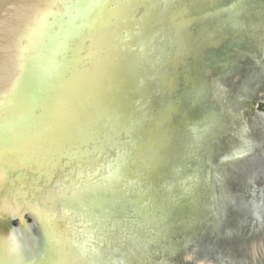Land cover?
Returning <instances> with one entry per match:
<instances>
[{
    "label": "water",
    "instance_id": "water-1",
    "mask_svg": "<svg viewBox=\"0 0 264 264\" xmlns=\"http://www.w3.org/2000/svg\"><path fill=\"white\" fill-rule=\"evenodd\" d=\"M256 1L235 0L234 5L229 9L221 10L220 13L215 11V15H211L210 18L215 21L219 13L223 15V18L225 17L228 24L233 22L238 26L241 15L251 10V8L244 10L243 7L256 6ZM214 2L215 0H0V148L13 151L14 155H17L16 159L24 158L34 150L32 148L31 151L27 150V142L37 137L41 140L48 135L46 131L53 133L55 129H58L61 135L60 141L56 140V142L67 147L60 150L61 155L58 154L52 159L50 156L49 163L45 165L53 164L56 168L61 164L56 175L61 174L59 176L63 177L61 180H66L69 165L77 159L72 156L74 152L70 153V151L76 149L75 153L81 150L88 152L100 138L114 140L117 130L126 131L124 126L128 128L130 125L134 127L143 125L146 129L151 128L152 133L146 132L137 138H135L137 135L132 133L128 135L126 132L127 136L112 145L108 155L100 157L101 160L104 159L100 165L101 170L106 173L111 170L116 171V176L109 177L108 183L98 185L92 192L84 193L80 198L61 193L59 203L66 209H73L75 214L79 211L88 217H91L92 212L99 216L103 213L102 217H105L103 221L113 219L116 221L115 214L119 211L118 217L125 220L128 218L125 213H122L121 206L117 202L112 214H106L107 203L115 194L118 198H122L123 192L129 191L130 186L135 185L134 191L139 194V198L134 200L133 209L137 213V205L139 207L140 201L143 200L149 207L153 199L155 208H153L151 222H149L150 219L144 221H147V225L152 223L154 227V223H157L158 226L161 211H157L159 201L157 199L164 201V198L168 196L171 199L170 203H173L178 197L165 189L166 187L161 183L164 180L163 177L157 178L159 174L167 173L168 169L178 162L175 159L169 160L168 152L174 135L176 137L177 127L183 130L186 129L183 127L187 126V123L182 121L181 111L186 105L185 102L188 104V100L184 94L178 93V84L183 83L185 87L192 90L191 80L199 76L201 70V62L195 58L200 53V50L196 52L198 42H193L194 39H192L185 46L186 49H183V54L181 52L178 54L179 42L184 43L183 35L192 32V29L195 36L198 22H201L204 15L200 10L202 3L203 6H213ZM259 9V13L251 16V23L255 24L256 32L264 31V7L261 6ZM223 22L225 24L224 19ZM224 24L213 25V28L216 27L219 32L215 36H220L217 46H213L215 48L224 42ZM153 31L158 33L157 41L152 43L154 51H151L152 46L149 45L145 54L141 52L138 55L136 52L144 43L137 46L136 41L139 38L142 39L147 32ZM250 32L249 28L243 26L241 31L237 28V31H233L230 35L242 36L246 40V36L249 35L254 38ZM121 48H125L132 58L121 57L123 55L118 54ZM141 55L144 60L139 64ZM148 58L153 62L144 72L143 64ZM186 59L191 61L188 62ZM196 62L198 66L195 65ZM187 64H189V70ZM184 67L188 72L184 71ZM177 78L179 79L175 83ZM172 79H174L175 89L166 87V91H158L157 86L162 84L163 88L165 83L168 85L169 80ZM141 82L145 86L144 90L151 89L152 92L142 99L140 104V98L145 95L144 91L140 93L138 85ZM196 102H199L196 96L190 99L191 105ZM152 108L155 111L148 116ZM56 114H60V117L54 120ZM150 117L151 119L145 122ZM176 123L184 126H177ZM188 125L190 126L191 123L189 122ZM73 128H77V132L71 139ZM40 130L45 133H39ZM24 132L29 133L25 135ZM257 144L258 147L251 154L252 156L248 158L249 154H247V158L239 163L247 162L256 170L259 154L263 148L262 143L257 142ZM144 145L147 150L141 152ZM125 153H129L130 157L124 159ZM139 158L142 166L136 170L133 167ZM6 164L8 163H5V169L11 170L7 173L8 177H16L17 182L21 181V177L23 180L25 172L21 170L22 167H19V162L13 161L8 166ZM23 165L39 174L36 175L34 183L45 184L43 180H46V177L39 173L40 168L32 159ZM125 165L126 174L122 171ZM171 173L174 175L173 172ZM192 174L176 186L181 190V198L179 202H176L175 210L188 208L187 212L193 210L191 217L196 218L194 202L192 206L190 205V209L188 207L192 198L189 199L187 193L190 190L195 193L198 182V178H192ZM153 176L156 179H151ZM245 177L250 182L251 179L247 174ZM55 179L46 180V185L49 186ZM235 179L237 181L227 188L224 196L228 200L224 206L226 210L228 208L226 222H224L232 230L239 226L240 218L247 213L246 210L251 204L248 194L251 186H248V182L242 183L243 180H240L238 172ZM129 180H135V183L123 189L124 186L121 183L129 184ZM175 181L171 179L170 183H176ZM116 187L119 188L118 191ZM155 187L160 189L156 194L153 192ZM39 188L38 186L37 191H40ZM141 193L145 194L141 196ZM224 193L221 188V196ZM91 206L100 207V209L92 210ZM171 208L174 210L173 207ZM244 208H246L245 213ZM25 210H29L35 216L47 240V254L38 264H58L61 258L55 250H50L44 231L45 220L40 213L44 211L41 204L34 200L28 199L22 207L17 209V212L4 220L0 219V233L5 235L1 237L0 234V239L10 236L11 247L13 246L12 218L15 215L22 217ZM198 214L199 218L202 217L203 210ZM172 215L168 214V217ZM219 223L221 224L220 217ZM190 226V230L198 228L194 222H191ZM99 227L102 225L100 224ZM242 234V229L239 233L236 231L231 234L225 233L223 243L220 244L221 238L217 240L219 243H213V247L214 244L223 245L221 248L233 252L235 257H240V254L244 253L242 255L246 259V252H248L246 238L250 236L244 238ZM103 243H106L105 238ZM188 243L185 242L181 256L190 253L187 248L195 247L194 242L189 245ZM134 248L130 247L129 252L133 255L135 262L139 260L143 262L142 264H151V259L146 256L150 252L147 246H138V248L134 246ZM243 249L244 252H242ZM123 252V258H125L126 251ZM75 256V254L70 255L72 258ZM181 256L178 257L180 261H182ZM1 258L2 251H0V260ZM120 263L133 264L130 259H123Z\"/></svg>",
    "mask_w": 264,
    "mask_h": 264
},
{
    "label": "rangeland",
    "instance_id": "rangeland-1",
    "mask_svg": "<svg viewBox=\"0 0 264 264\" xmlns=\"http://www.w3.org/2000/svg\"><path fill=\"white\" fill-rule=\"evenodd\" d=\"M234 2L235 0H215L213 6H203L202 3L200 10L203 11L204 15L202 16L201 22H198L195 36L192 33V29V32H187L183 35L184 43L183 41L179 42L178 54L180 52L182 53L183 49H186L185 46L187 43H190L192 39H194L193 42H198L196 52L200 50V53H198L195 58H198L201 62L202 71L200 70L199 76L191 80L192 90L185 87L183 83L178 84V93L181 92L184 94L186 100H188V104L185 102L186 105L181 111L182 121L183 123L186 122L187 126L176 123L177 126H184L183 128L186 129L183 130L186 131L177 127L176 139L174 135V140L170 144L168 159H175L180 163L177 164V162L173 164L174 166L170 167L167 173L157 176L158 179L163 177L164 180L161 183L164 184L163 186L166 187L165 189L168 190L170 194L178 196L176 201L170 203L171 199H169L168 196L164 198V201L160 200V198L157 199L159 200L157 202V211H161L159 215L160 220L158 226L157 223H154L153 227L152 223L147 225V222L144 220L150 219L149 222H151L155 201L152 199L153 203L151 204L150 202L149 207L143 202L142 210H137L138 212L136 213L135 209L132 210V208L134 206V200L139 198V194L134 191L136 188L135 185L130 186L129 191H125L122 195L123 198L120 197L116 201L120 204L122 213H125L128 219L122 220L123 218L118 217L119 211L116 212L115 220L120 221L119 223L121 224L118 223L119 226L116 227L117 232L115 231L116 233L111 234L110 237L113 238V240L110 238L112 240V246L109 249H104V253L102 254L103 258L101 261L99 260V264L107 262L110 264L109 261H111L112 257H116L121 261L123 259H130L128 258V254H131V252H129L130 247L132 249L134 248L133 241L130 245L128 244L129 246H125L127 247L125 250V258H123L124 252L122 250L124 248H121L119 244L122 242L126 244L128 240L127 232H131L138 226V232L143 234L142 236H144V238L148 239V244L152 243L153 245V248H150V245L148 246L150 252L146 255L148 258H151V264H196L199 261L210 264H264V257L262 254L258 255V260H253L250 256L253 246L255 247L256 245V249L260 251L259 245H264V144L262 142V138H264V31L256 32L257 29H254L255 24L251 23V16L257 12L259 13L261 9H259V7H264V0H257L256 6H244V10L245 8L246 10L251 8V10L241 15L238 26L235 25V23L233 24V22L228 24L225 17L223 18V15L219 14L221 10L229 9L233 6ZM215 11L219 13L214 21L210 16L215 15ZM223 19L225 20V24L224 22L222 23ZM221 24H224V42L221 43V46L215 48L213 46H217V41H219L220 36H215V34H219V32H217L216 27L213 28V25L220 26ZM243 26L251 30L250 34L252 33L254 38H251V35H249L246 36L247 39L245 40L242 36L230 35L233 34V31L236 32L237 28H240L241 31V27L243 28ZM151 33V36H147L146 34L142 39L138 37L141 39V42L146 40V45H148V47L152 45L153 41H157L158 33L156 31ZM199 36L200 38L197 39ZM139 41L140 40H137L138 44ZM186 60L188 62L191 61V59ZM195 65L198 66L199 64L196 62ZM187 67L189 70V64H187ZM188 70H185L184 67V71L188 72ZM178 79L179 78L175 80V83H177ZM173 81L174 79L169 80L170 86L165 85V87L162 88L161 84L157 86V88H159V91H166L167 88L175 89L176 87ZM194 96L199 99V102L191 105L190 99ZM152 113H154L153 108L148 115H152ZM189 122L191 123L190 126L188 125ZM219 124H221V127H219ZM126 129L127 127L125 130ZM131 130L136 134L142 133L143 130H146L148 134L153 131L151 128L146 129L143 125H136L135 127L132 125ZM118 135L119 134H116L119 138ZM128 135L130 134L128 133ZM123 136L126 137L127 134L125 133ZM118 141L119 140L114 141L113 145ZM257 142L260 144L262 143L261 147L263 148L260 152L261 159H258L257 167L255 166L256 170H254L255 168L253 166L251 167L247 162H239L246 159L248 156L247 154H249L248 158L252 156L251 154L258 147ZM98 147L99 146L96 148V154L103 153V157L105 154H109V151L106 153H104V151L98 152ZM146 148L147 147L142 148L140 151L145 152L147 150ZM128 154L125 153L124 159L125 157H130ZM74 157L79 159V156L74 155ZM85 157L87 156L85 155L83 158ZM95 158L98 159V155ZM80 161H82L83 164H75L74 167L78 169L76 170L74 167H71L68 169V174L76 173L77 176H81L84 170L90 167L89 163H87L90 161V155L86 160L83 159ZM126 162L127 160L125 163ZM102 163L101 161L97 164L95 168L97 172H92L93 176L91 179L97 177L99 174L96 182L105 178L104 174L101 176L103 170L100 169V165ZM141 166L142 162L139 158L136 160L133 168L138 170ZM100 171L101 173H99ZM122 171L126 174V165ZM171 172H173L174 175ZM237 172L240 180H243L242 183L247 184L248 182V186H251L250 189H248L251 204L248 206V210L244 208L243 212L245 213L246 210L247 213L240 218L238 223L239 226L231 231V228H228L225 224L228 208L226 210L224 206L228 200H226L224 196L227 193V188H230L233 182L237 181L235 179ZM246 172L248 173L247 176L250 177L252 181L250 180L249 182L245 177ZM114 173H116V171L111 170L109 174ZM191 174L193 175L192 178H198V182L196 183L195 193L191 192V190L187 193L188 198H192L188 203V207L190 209V205L192 206L194 202L196 206V211L194 210L196 218L191 217L193 210L187 212L188 208L185 210H175L177 209L176 202H179L181 198V190L176 186L187 180ZM121 178L124 179L123 176H121ZM27 179L30 180L29 183L26 181V185H29L28 188L36 192L39 190L37 191L38 187H33L35 185H39L40 190L41 187L46 189L51 186V184L49 186L46 185V182H43L45 184L34 183L36 178L33 177H28ZM151 179H156V177L153 176ZM171 179L176 180V183H170ZM66 180H69V178ZM102 183L103 184H95L93 189L107 182ZM128 183L129 184L122 182L121 185L124 186L122 188L125 189L126 186L132 185L135 183V180H129ZM19 184H21L20 181L17 182V185ZM58 185L61 186L60 182ZM23 187L24 185H21L14 189L20 190ZM221 188H223L225 192L222 196ZM115 189L116 191L119 190L118 187ZM16 190L15 194H18ZM47 190H50V188ZM159 190V187H155L153 192L156 194ZM25 193H27V191ZM29 194L30 193H28V195ZM184 194L185 192H183V195ZM171 207H173L174 210ZM251 207L252 209H250ZM115 208L116 207H113V210H115ZM253 209L255 211H252ZM69 210L71 209L69 208ZM149 210L151 216L148 215ZM201 210H203V215L199 218L198 213L201 212ZM250 210L252 212H250ZM92 214L94 213L92 212ZM168 214L172 216L168 217ZM219 217L221 219V224L219 223ZM12 219L14 229L12 237L14 243L9 249L10 251H6L5 254L2 252V258L5 256L3 260H6L7 257L11 255V258L14 259L15 262L10 259L9 264H38L43 261L44 256L47 254V240H45L44 232L39 227L35 216L29 210H25L22 217L15 215ZM195 221L197 222L195 223ZM191 222H194V225L198 228L190 230ZM53 228L55 229L57 227ZM241 229L243 230L242 237L245 238L248 235L250 236L246 238V249L248 250V252H246V259L243 257L244 253L240 255L241 257L238 256L239 258L235 257L233 252L221 248L223 245L214 244L213 247V243H217V240L221 238V240H223L225 233L231 234L233 231L239 233ZM134 237L135 235H133L131 239H134ZM185 242H194L193 245L195 247L193 248L192 246L190 249L187 248L188 251L190 250V253L181 256V251L183 247H185ZM147 243L145 245H147ZM222 243L223 241H221V244ZM242 252H244V249ZM87 255L93 258L92 255ZM137 256L139 257V255ZM179 256H181L182 261L179 260ZM190 256H192V258H190ZM120 260H117L116 263L119 264L121 262ZM131 260L133 264L143 263L142 261L139 262V260L135 262L134 257H131Z\"/></svg>",
    "mask_w": 264,
    "mask_h": 264
},
{
    "label": "bare ground",
    "instance_id": "bare-ground-1",
    "mask_svg": "<svg viewBox=\"0 0 264 264\" xmlns=\"http://www.w3.org/2000/svg\"><path fill=\"white\" fill-rule=\"evenodd\" d=\"M146 34H147V36H151L152 33L147 32ZM199 38H200V36L197 39H199ZM138 40H140V39H138ZM136 43H137V41H136ZM141 43L142 44L144 43V44L140 48L139 44H141ZM141 43L139 42V44L137 45V46H139V49L136 52L138 55L141 52H142V54L143 53L145 54V52L148 49V45H146V43H147L146 40H144ZM151 51H154V46L151 47ZM118 54L123 55V56H121L123 58H128V59L132 58L131 55L129 56V53L127 52V50H125V48H121L120 50H118ZM143 60H144V57L141 55L140 60H139V64H141ZM152 62H153V60L151 61L149 58L145 61V63L143 64L144 72L150 68ZM165 84L167 85V83H165ZM138 86L140 89V93H143V91L145 92V95L142 98H140V100H139V103L141 104L142 99H144L146 96H149L152 91H151V89L144 90L145 86L142 85V82ZM138 86H137V88H138ZM167 86H170V84ZM148 88H150V87L148 86ZM141 89H143V90H141ZM158 91H159V88H158ZM138 98H139V96H138ZM55 112L57 113L58 111H55ZM150 115H148V116H150ZM59 117H60V114L59 115L56 114V117H54V120L58 119ZM150 118L148 120H150ZM124 127L126 128V126H124ZM127 129H126V131L130 135H131V133L133 135H137V136H135V138H137L138 136H141L142 134L147 132L146 130H143L142 133L136 134V133L132 132V130H131L132 125H130ZM123 131L124 130H122V131L117 130L115 135L119 134L118 135L119 138L116 136L114 140H103L102 138H100V140H97L95 142V144L91 146V148L89 149L88 152L86 150H84V151L81 150L78 153H75L76 149L70 151V153L74 152L75 156H79V159H76V162H72V164L69 165L68 169H70L71 167H74L75 164H80V165L83 164V162L80 160H83V159L86 160L89 155H90V161L87 163H89L90 167L87 170L85 169L84 173L81 176H77L76 173H73V174L69 173L68 175H66V177L69 178V180H61L63 178V177H59V176H61V174L56 175V173L58 172V169H60L62 166L61 164H59V166L56 168L54 167L53 164L45 165V164L49 163L50 159H48V158L50 156L52 159L53 157L57 156L61 152L60 150L62 148L67 147L66 145H60L58 142H56V140L60 139L59 136L61 135V133H58V129H55L53 131V133H50V131H46V132H48V135L45 137H42L41 140H40V137L39 138L37 137V138L33 139L31 142H27V150L28 151H31L32 149H34V150H32L31 151L32 153L27 154V157H24V158L16 159L17 155L16 154L14 155L13 151L4 150V149L0 148V219L4 220L9 215L11 216L13 213L17 212V209L19 207H22V205L25 203L23 201H27L28 199L34 200L37 203L41 204V208L43 209V211L45 213L44 214V213L40 212L42 217L45 220V230L44 231H45L46 238L48 239V242L50 245V250H53V251L55 250L57 252L56 254L57 255L59 254V256L61 258L58 264H60V263L61 264H99V260L101 261V259L103 258L102 254L104 253V249H106L108 246L112 245L111 242H112L113 238L110 236L112 233L117 232L116 227L119 226L118 223L120 221H117V220H116L117 222L114 220L113 221H110V220L103 221L105 218V217H102L104 215L103 213L100 216L96 215V214H91V217L85 216L84 214L79 213V211H77L75 214L73 209H71V210L66 209L65 210V208L63 206H61L59 201L61 200V196H62L61 193L68 194L74 198L75 197L80 198L84 195V193L86 194V193L92 192L94 190L93 186L95 184H97V183L103 184L102 182L108 183V180H110L109 177L113 178L116 176V173L109 174L110 171L107 173L104 171L101 173V171H100L99 173L105 175L104 179L98 180L96 182L99 174L97 175V177H93V179H91L93 176L92 172L96 171L95 168H96L97 164H99V162H101V161L103 162V160L100 159V157L103 155V153L96 154L97 146H99L98 152L104 151V153H106L107 151H109V148H111L114 141L122 139V137H124L123 135L126 133V131H124V132ZM139 131H141V130H139ZM41 132L45 133L43 130L39 131V133H41ZM76 132H77V128H73L72 134H71V136H72L71 139L73 138V135L76 134ZM28 133L29 132H24L25 135ZM181 133H183V132H181ZM175 139H176V137H175ZM143 148H145V145ZM3 152H6V153H3ZM59 155H61V154H59ZM74 155H72V156H74ZM85 155L87 157L83 158ZM97 155H98V159L95 158ZM31 159L34 162V164H36V166L38 168H40L39 173H41V175L46 177L47 180L50 178H51V180L56 178L53 181L54 184L52 183L51 186H49L46 189L41 187V190L38 192H36L33 189L28 188L29 185H26L27 184L26 181H28V183H29L30 178L29 179H27V178L28 177L36 178V175H39L38 173H35L33 171V169L29 168L28 166L23 165V164H26L27 161L29 163V161ZM70 160H72V159H70ZM13 161L19 162L20 163L19 167H22L21 170H23L25 172V174L23 176L24 177L23 179H25V180H22V177L20 176L21 177V179H20L21 184H19V185H17V181H15L16 177H8L7 176L8 175L7 173L11 170L5 169V166H4L5 163L11 164V163H13ZM8 164H6V165L8 166ZM75 169L77 170L78 168L76 167ZM33 172L35 175L33 174ZM246 174H248V173L246 172ZM12 176H14V175H12ZM261 178H262V176H261ZM105 180H107V181H105ZM93 181L96 183H94ZM59 182H60L61 186L58 185ZM259 183H260V181H259ZM21 185H24V187L22 189H20V190L14 189L17 186H21ZM38 186L35 185L33 187L37 188ZM49 188H50V190H47ZM15 190L18 192V194H15ZM26 191H27V193H25ZM28 193H30L31 196H30V194L28 195ZM140 195L142 196L143 194H140ZM122 198H123V196H122ZM144 198H142V199H144ZM117 199H118L117 194H115L113 199L109 203H107L108 207H107L106 214L107 213L112 214L113 207H116L115 203H116ZM140 202H141L140 206L139 207L137 206V210H142V208H143V200ZM15 203L18 205H16ZM93 208H96L98 210L100 209V207H92V210H93ZM132 210H134V209L132 208ZM94 216H96V217L94 218ZM99 224H101L102 227H99L98 226ZM119 224H121V223H119ZM53 227H57V228L54 229ZM138 227L134 228L131 232H127V239L128 240H127L126 244H124L123 242L119 244V245H121V248H124V249H122L123 251H125L127 249V247H125V246L128 244L130 245L132 241H133L134 246H137V248H138V246H143V247L147 246L148 247V243H147L148 239L144 238V236H142L143 234H140L138 232L139 231ZM135 231H137V232H135ZM231 231H232V229H231ZM0 234H1V237H2V235H4L2 233H0ZM133 235H135V237H134V239L133 238L131 239V237H133ZM8 236H9V234H8ZM104 238L106 239V243H103ZM146 243H147V245H145ZM259 246H260V251L258 249H256V245H255V247L254 246L252 247L251 252L249 251L251 254L250 256L252 257L253 260H258L259 254H262L264 257V245H262V246L259 245ZM10 248H11V237L6 236L4 238H1L0 239V251L4 252V254H5V252L8 251ZM150 248H153L152 243H150ZM150 248H148V250H150ZM73 254H75L76 256L74 258L70 257V255H73ZM87 254L92 255L93 258L88 256ZM4 257L2 258L0 263L1 264H9V260L12 259L11 255L9 257H7L6 260H3ZM131 257H132V254H128V258H130V260H131ZM190 258H192V256H190ZM248 259H249V257H248ZM117 260H120V259H118L116 257H114V258L112 257V259H111V261H109V263L110 264H118V263H116ZM12 261L15 262L14 259H12ZM196 264H210V263H206V262L204 263V262L199 261Z\"/></svg>",
    "mask_w": 264,
    "mask_h": 264
},
{
    "label": "flooded vegetation",
    "instance_id": "flooded-vegetation-1",
    "mask_svg": "<svg viewBox=\"0 0 264 264\" xmlns=\"http://www.w3.org/2000/svg\"><path fill=\"white\" fill-rule=\"evenodd\" d=\"M262 139H263L262 142H263V144H264V138H262ZM260 155H261V153L259 154V158H258L259 160L261 159V156H260Z\"/></svg>",
    "mask_w": 264,
    "mask_h": 264
}]
</instances>
